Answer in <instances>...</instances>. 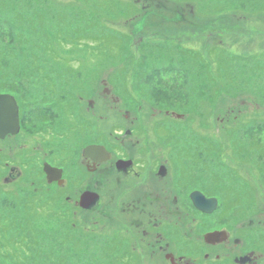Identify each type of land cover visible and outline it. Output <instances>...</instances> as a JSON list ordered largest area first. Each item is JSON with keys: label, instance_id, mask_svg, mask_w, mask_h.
<instances>
[{"label": "rangeland", "instance_id": "374dc122", "mask_svg": "<svg viewBox=\"0 0 264 264\" xmlns=\"http://www.w3.org/2000/svg\"><path fill=\"white\" fill-rule=\"evenodd\" d=\"M150 3L158 9L147 12V27L131 28ZM39 61L70 67L46 70L71 82L72 98L80 91L87 105L97 100L96 113L107 114L99 131L120 123L121 109H145L152 145L166 142L170 156L190 146L171 161L173 175L213 180L209 194L234 205L219 227L242 223L245 246L264 254V0H0V76L12 66L18 91L35 87L21 69L34 75ZM112 194L105 204H115ZM9 213L0 204V264H145L143 254L123 255L110 225L91 215L70 227L39 217L20 233L6 226ZM200 256L198 264L229 262Z\"/></svg>", "mask_w": 264, "mask_h": 264}, {"label": "flooded vegetation", "instance_id": "af4514ba", "mask_svg": "<svg viewBox=\"0 0 264 264\" xmlns=\"http://www.w3.org/2000/svg\"><path fill=\"white\" fill-rule=\"evenodd\" d=\"M142 7L147 10V5ZM147 21L146 11L130 25L143 31ZM52 62L55 61L33 65L38 73H45L33 78L37 89L48 93L22 92L16 97L23 120L21 130L0 139V204L10 210V217L4 216V221L10 220L12 226L32 225L27 223L41 217L70 227L79 225L74 219L86 222L91 215L95 222H102V229L110 225L106 227L112 234L110 238L122 245L123 255L132 259L143 254L145 264H198L200 254L208 262L224 263L228 259L226 264H264L262 251L245 246L242 223L219 227L231 220L227 212L234 205H220L217 199L209 212L206 209L210 205L201 208L195 203L200 193L205 199H216L209 194L214 191L213 180L204 185L199 175H183L181 170L173 175L171 161L179 154L170 158L169 165L157 163L153 172L155 162L151 159L158 154L156 148L162 152V146L168 145H152L148 139L145 109H139V116L138 110H119L121 122L107 126V134L101 136L100 124H88L82 119L84 95L69 98L62 86L68 84L67 79L46 75L58 72L46 70ZM107 92L111 94V90ZM90 103L97 106V100ZM29 110L32 111L28 113ZM73 113L76 122L72 120ZM165 115L173 113L167 110ZM88 125L99 134L98 138L87 140L84 133ZM89 145H96L102 152L95 149L89 156ZM111 189L115 204H105ZM23 212L30 218L19 219ZM184 235L190 244L188 251L180 246Z\"/></svg>", "mask_w": 264, "mask_h": 264}, {"label": "bare ground", "instance_id": "6f19581e", "mask_svg": "<svg viewBox=\"0 0 264 264\" xmlns=\"http://www.w3.org/2000/svg\"><path fill=\"white\" fill-rule=\"evenodd\" d=\"M154 5L152 4V3H150L149 5H148V7H149V9H154V10H156L157 9V7L155 8V7H153ZM74 61V60H73ZM74 62H76V61H74ZM57 63V64H56ZM58 67V68H60V69H62L65 73H67V71H69L70 70V67L69 66H67V65H65L63 62H52V66H51V68H54V67ZM28 69V68H27ZM27 69H24V68H22L21 70H22V72L24 73L23 74V80L24 81H26L27 83H36L34 80H33V78H37V77H39V76H41V75H45V73L44 72H40V73H38L37 71H35V73H34V75H32L31 77H28L27 75H26V73L29 71V70H27ZM18 71H20V70H18ZM74 72H77L76 70H74ZM52 73H54V71H52L50 74L48 73V74H46V75H52ZM25 75V76H24ZM12 77H13V75H11L10 77H8L7 79H4V80H1V85L3 86V87H6V86H8L10 83H12ZM59 77H61V76H59ZM63 79V78H62ZM63 80H65V79H63ZM22 82V81H21ZM67 82H68V88H66L65 86H64V83H62V86L65 88V90H66V93H67V95H68V97L69 98H71V99H73L72 98V96H71V90H70V85H71V82H69L68 80H67ZM91 83H93V85L91 86L92 87V90L96 87V85H95V83L93 82V80L92 81H90ZM15 83H17V82H15ZM67 84V83H66ZM37 87H38V85H36L35 87L34 86H30L28 89H27V93H35V92H38V91H40V90H38L37 89ZM72 88H77V86H72ZM4 91H6V92H4V94H7V95H10V96H12L13 97V100H14V102L16 103V105H17V108H18V112H19V118H18V120H19V131L16 133V134H18L19 132H20V130H21V123L23 124V120H21L20 119V109H19V107H20V104H19V102H18V99H16V97H19L20 95H21V91L19 90L18 91V87L17 86H15V85H11L10 84V86H9V88H7L6 90H4ZM46 93H48V92H46V91H40V92H38L37 94H39V95H43V94H46ZM82 95H84V98H86V95L85 94H82ZM74 100V99H73ZM90 101H93V99H91ZM21 105H23V104H21ZM84 107H85V111H84V113H82V119L83 120H86L87 121V123L88 124H92V125H96V124H98V123H102V121H103V119L107 116V114H102V113H96V112H94V109L96 108V106L95 105H93L92 103H88V105H87V103H85L84 102ZM32 110H29V112L28 113H30ZM75 115H76V113H73L72 114V120L74 121V122H76L77 120L75 119ZM33 116H35L34 114H31V117H33ZM98 116H100V117H98ZM85 128V127H84ZM87 132L86 133H84V135L85 136H87V140L88 141H90V140H92V139H95V138H98V136H99V134L101 135V136H105L106 134H107V130H105V131H99V134L98 133H96L95 132V130H92V129H94V128H92L91 129V127H89V125L87 126ZM111 130V129H110ZM112 131V130H111ZM88 132H90L91 134H92V136H90V134L88 133ZM9 133H7L5 136H3V137H0V139H4L7 135H8ZM11 134V133H10ZM12 135V134H11ZM104 141H106V139H104ZM166 143V142H165ZM174 145H176V144H174ZM163 148H165L164 146H162ZM161 147V148H162ZM162 148V149H163ZM180 149H177V151H176V153H175V155L176 154H183L184 156H189L190 155V146H181L180 145V147H179ZM95 149H97L98 150V152H102V150H100V149H98L97 148V146L96 145H89V148H88V150H89V156H93L94 154H93V150H95ZM182 149H183V151H182ZM159 151H160V149L157 147L156 148V152L157 153H159ZM160 154H162V157L161 156H157V155H154L153 156V158L151 159L152 161H154L155 163H162V164H164V165H169L170 164V158H172V157H174L175 155H173V156H170L171 155V151H168L167 152V155H165V151H164V149H163V151L161 152L160 151ZM169 154V155H168ZM180 156V155H179ZM172 164V163H171ZM184 173H186V172H184ZM249 187V186H248ZM250 188V187H249ZM84 198V197H83ZM84 200V199H83ZM14 223V222H13ZM8 226H12V224L10 223V220H8ZM17 226V225H16ZM25 226H31V225H21V226H18L19 227V232L20 233H22V231H23V228H25ZM13 227V226H12ZM22 240H24V239H22ZM26 240V239H25ZM27 241V240H26ZM28 242H30L31 244H33L34 246H36V244H37V241L36 240H29Z\"/></svg>", "mask_w": 264, "mask_h": 264}, {"label": "water", "instance_id": "95a60500", "mask_svg": "<svg viewBox=\"0 0 264 264\" xmlns=\"http://www.w3.org/2000/svg\"><path fill=\"white\" fill-rule=\"evenodd\" d=\"M19 112L13 97L7 94H0V137L5 136L7 133L16 134L19 131ZM83 203V201H82ZM197 206L204 208L203 205H210L206 209L209 212L216 206L217 199H205L203 194L195 197Z\"/></svg>", "mask_w": 264, "mask_h": 264}, {"label": "trees", "instance_id": "16d2710c", "mask_svg": "<svg viewBox=\"0 0 264 264\" xmlns=\"http://www.w3.org/2000/svg\"><path fill=\"white\" fill-rule=\"evenodd\" d=\"M150 10L152 11V9H149L148 12H149ZM156 10H157V9H156ZM28 63H30V62H28ZM1 67H6V66H5V64H4V65L1 66ZM7 68H8V65H7ZM11 68H12V66H9L8 69L11 70ZM8 69H6V70L4 71V73L6 72V74L3 73L4 75H1V76H0V90H2V91L6 90L7 88H9L10 84L13 85V83H14V82L12 81V83H10V84H9L8 86H6V87H3V86L1 85V79H2L3 77H10V76H11V75H7V73L10 74V71H9ZM31 76H32V75H30V74L28 75V77H31ZM31 84H32V83H31ZM20 91H21V92H26L27 90L24 89V90H20ZM18 259H19V258H18Z\"/></svg>", "mask_w": 264, "mask_h": 264}]
</instances>
